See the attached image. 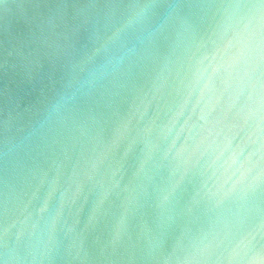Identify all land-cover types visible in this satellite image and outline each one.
<instances>
[{"label":"water","instance_id":"obj_1","mask_svg":"<svg viewBox=\"0 0 264 264\" xmlns=\"http://www.w3.org/2000/svg\"><path fill=\"white\" fill-rule=\"evenodd\" d=\"M0 264H264V0H0Z\"/></svg>","mask_w":264,"mask_h":264}]
</instances>
